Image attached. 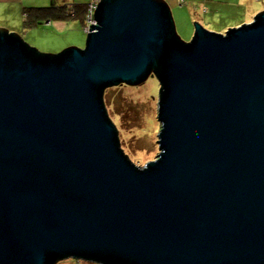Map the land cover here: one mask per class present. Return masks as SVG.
<instances>
[{
    "label": "water",
    "instance_id": "1",
    "mask_svg": "<svg viewBox=\"0 0 264 264\" xmlns=\"http://www.w3.org/2000/svg\"><path fill=\"white\" fill-rule=\"evenodd\" d=\"M95 12L59 53L0 27V264H264V11L187 43L163 0ZM156 68L159 152L137 166L102 93Z\"/></svg>",
    "mask_w": 264,
    "mask_h": 264
},
{
    "label": "rangeland",
    "instance_id": "2",
    "mask_svg": "<svg viewBox=\"0 0 264 264\" xmlns=\"http://www.w3.org/2000/svg\"><path fill=\"white\" fill-rule=\"evenodd\" d=\"M47 1L49 0L0 1V27L6 28L8 32L18 33L29 46L35 47L40 52L59 53L69 46L84 47L87 34L83 29V20H81L82 17L80 15H77L76 19H72L73 21L65 20L66 25L70 24V27H66V31L59 30L58 27L53 25L50 27L49 23L46 22L47 20L43 23H33V26L24 25V15L21 7H30L34 6V3ZM73 2H76V0H73ZM223 5L227 9L230 4L225 3ZM174 7L175 9H180L181 5ZM187 10L188 17L183 16L181 10L174 12L175 32L178 38L186 43L193 37L194 23L192 20L198 14V12L190 13V10ZM243 11L244 9L238 8L240 14ZM261 11H264V9ZM234 13L235 10H230L227 17H213L208 14L201 16L197 22L208 30L222 33L231 27H235L228 24L235 21L233 18ZM28 19L31 21L32 16L30 15ZM187 21L190 27L187 25ZM220 24L221 26H219ZM189 28L192 30V34H189ZM159 83L158 77L151 70L138 83L128 84L122 82L117 86L116 84L106 86L103 91L104 106L108 117L117 130L119 146L124 154L137 166H143L154 159L159 152L157 144L160 128V122L157 117L160 98ZM53 264L107 263L86 258L64 256L57 259Z\"/></svg>",
    "mask_w": 264,
    "mask_h": 264
},
{
    "label": "crops",
    "instance_id": "3",
    "mask_svg": "<svg viewBox=\"0 0 264 264\" xmlns=\"http://www.w3.org/2000/svg\"><path fill=\"white\" fill-rule=\"evenodd\" d=\"M0 1H6V0H0ZM90 1L91 0H76V2H73V0H49V1L43 2V3H34L33 4L34 6H30V7H43V6H49L50 4H54V5H60L61 4L62 5V4H71V3H73V4H75V3H88ZM163 1L168 6L169 10H171L170 14H172L171 17H172L173 24L175 23L174 22L175 21L174 12L176 13L177 10H181L183 13V16H187V17L189 16L187 14V11H188L187 9L190 10V13L198 12V14H196L193 17L192 21H194V20L199 21V18L201 16H205L208 14L212 15L213 17H216V16L227 17V14L230 10H235V13L233 14V18L235 21L233 23H228V24H231L230 26L237 27V26L242 25V23L245 24V23L252 22V20L259 13V11L261 12V10L264 9V0H163ZM225 3L230 4L227 9H225V7L223 5ZM178 5H181V8L175 9L174 6H178ZM23 7H26V6H22L21 9ZM238 8L244 9L242 14H240L238 12ZM184 20H186V19H184ZM70 21H73V20H70ZM47 23H49L50 27L53 25L55 27H58L59 30H62V31H66V27L67 28L70 27V24L69 25L65 24L64 19L47 20ZM187 25L190 27L188 21H187ZM219 26H221V24ZM188 31H189V34H192V30L190 28L188 29ZM22 40H24V39L22 38ZM24 42H25V40H24ZM31 47H33V46H31Z\"/></svg>",
    "mask_w": 264,
    "mask_h": 264
},
{
    "label": "trees",
    "instance_id": "4",
    "mask_svg": "<svg viewBox=\"0 0 264 264\" xmlns=\"http://www.w3.org/2000/svg\"><path fill=\"white\" fill-rule=\"evenodd\" d=\"M88 3H75V4L71 3V4H62V5L50 4L49 6H43V7H23L22 8V12L24 15L23 23H24V25L33 26L34 25L33 23H43L46 20H52V19H55V20H60V19L72 20V19L77 18V15H80L82 17L81 20H83V24H84V19H85ZM30 15L32 16L31 21H29V19H28L30 17ZM95 15H96V12L94 13V17L96 19ZM171 34H172V37L174 39L179 40V38L175 32L174 27H172ZM43 56H45V54H43ZM152 71L158 77V68H156ZM119 84H121V83H119ZM159 84H160L159 96H161L163 89H162V84L161 83H159ZM102 100H103V93H102ZM103 104H104V102H103Z\"/></svg>",
    "mask_w": 264,
    "mask_h": 264
},
{
    "label": "built area",
    "instance_id": "5",
    "mask_svg": "<svg viewBox=\"0 0 264 264\" xmlns=\"http://www.w3.org/2000/svg\"><path fill=\"white\" fill-rule=\"evenodd\" d=\"M99 0H91L88 5H87V11H86V15H85V21L83 24V29L84 31L87 33L89 32V26L90 24H97L96 19L94 18V12H95V8L97 6Z\"/></svg>",
    "mask_w": 264,
    "mask_h": 264
}]
</instances>
